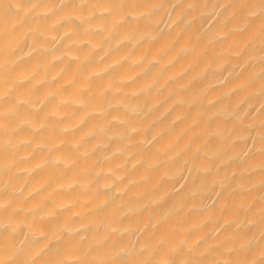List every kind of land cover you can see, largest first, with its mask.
<instances>
[{
    "label": "clouds",
    "instance_id": "9594fccd",
    "mask_svg": "<svg viewBox=\"0 0 264 264\" xmlns=\"http://www.w3.org/2000/svg\"><path fill=\"white\" fill-rule=\"evenodd\" d=\"M11 7L22 15L0 23V264H264V0H219L220 24L199 44L161 29L183 33L201 15L197 0H0V20ZM155 51L160 64L207 63L204 87L222 97L197 101L196 139L176 159L164 151L167 129L146 131L163 109L135 78L133 61L144 54L146 65ZM152 155L160 186L125 191L131 160L143 158L151 176ZM126 160L121 182L108 169ZM165 191L178 210L163 207ZM209 193L217 207L205 204ZM85 198L89 216L73 217ZM129 208L138 211L125 219ZM193 219L206 223L188 232Z\"/></svg>",
    "mask_w": 264,
    "mask_h": 264
},
{
    "label": "bare ground",
    "instance_id": "6f19581e",
    "mask_svg": "<svg viewBox=\"0 0 264 264\" xmlns=\"http://www.w3.org/2000/svg\"><path fill=\"white\" fill-rule=\"evenodd\" d=\"M172 3V0H169V4ZM198 8L201 12L199 18L193 21L192 24L188 25L185 31L181 34H176L175 29L171 32H168L166 25L161 24L162 29V37L173 36L175 38H179L180 40L188 39L193 43H203L210 36L211 30L217 27L220 24V20L214 19V15L212 14L213 8L219 7V0H197ZM178 8H174L171 11L172 15H175ZM22 15L21 12L17 11L14 7L10 8V11L3 15V19L0 20V23H8L11 24L14 22L16 18ZM79 28V25H76ZM163 49L164 46L162 45ZM85 55L87 53H84ZM151 56V60L148 64L144 65V54H141L136 58L133 63L137 66V73L135 78L139 79L141 82V86L145 89H148L150 92H153L155 95V101L157 108L163 109V118L156 122L153 128H147V132H153L154 136H162L165 134V130L167 129V133L170 139L164 145V151L167 152L169 149H176L173 153V159L178 158L183 154L184 151L187 150L189 144L193 142L196 137L194 136V132L199 124V104L197 101L200 99L202 95H208L209 103H216L218 98H222L218 93L213 92L212 85L209 84L208 88L204 87L205 79L211 75L209 70V66L207 63H204L201 66L197 63L194 67L192 66V62L190 58H184L179 55H171L166 60H164L163 64H160L161 60V52H149ZM225 55L227 53H224ZM72 55V54H70ZM207 55V54H206ZM206 58V57H205ZM201 59V63L204 62V59ZM226 64V61H222L215 71H219ZM140 65H144L142 68ZM35 71V69H33ZM227 71V69H225ZM59 79V74L53 77V82ZM64 86L68 85L67 81L62 82ZM236 85H233V90H235ZM35 89L37 93L46 94L49 89L46 88L45 83L42 80H38L35 85ZM133 94H138V90L133 89ZM211 93V94H210ZM175 98V99H173ZM188 100V106L185 107V100ZM237 99V95H233L232 97H226L224 101L227 103L235 102ZM171 117V124H168V118ZM128 160H131V156H129ZM143 164V158H138L135 160H131L130 167L136 175L133 179L125 186V191L132 188V186L146 182L148 180H153L156 186H160V177L162 176V172L159 170V161L156 159L155 155H152L148 159L147 168L152 170V175L150 176L147 172H145L141 165ZM128 161H117L114 163L112 167L108 169V173L112 174L113 172L119 171L121 175L119 176V180L123 182L127 179V175L124 174V168L128 167ZM38 165H34L31 168L27 169L30 176L37 177V169ZM183 170V169H181ZM193 169L189 168V172H192ZM202 171L207 172V168H204ZM199 176L193 180V184L199 183ZM106 187H115V185H106ZM189 187L188 183L185 182L181 184V186L174 190L175 197L180 195L185 188ZM42 190V184L38 183L34 188V194L37 191ZM117 191H121L117 189ZM198 193L193 191L189 194V198L197 195ZM171 194L168 191H165L163 195L160 196V201L164 203V208L172 205L173 209L180 208V202L173 197L172 200L169 201V196ZM203 200L206 205H211L213 207H217L219 204V200L215 197L214 194L209 193L203 197ZM63 207V205H62ZM222 208L226 207V205H222ZM89 208L90 202L87 198H85L84 204L81 208L76 209L72 215L73 217L78 218V214H82L83 216H89ZM138 209L129 208L128 209V217L130 218L134 215ZM227 212H225V215ZM144 223L147 226L148 220L147 217H144ZM185 219H191V217H185ZM205 221L194 220L190 224L187 229L188 232H192L193 229L197 227L204 226ZM127 230V227L125 228ZM254 231L250 229L248 233H242L247 236L250 235ZM199 241V236H196L192 241V244L189 246L196 244ZM183 237L181 238V243H184Z\"/></svg>",
    "mask_w": 264,
    "mask_h": 264
}]
</instances>
